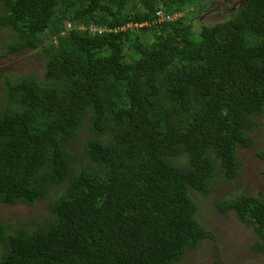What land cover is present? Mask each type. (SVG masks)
I'll list each match as a JSON object with an SVG mask.
<instances>
[{
	"label": "trees",
	"instance_id": "obj_1",
	"mask_svg": "<svg viewBox=\"0 0 264 264\" xmlns=\"http://www.w3.org/2000/svg\"><path fill=\"white\" fill-rule=\"evenodd\" d=\"M0 1V54L48 56L42 76L0 68V203L49 201L0 222V264H174L208 245L195 194L239 184L264 131V0L199 28L186 10L219 0ZM159 9L175 17L128 26ZM232 192L217 208L264 251V193Z\"/></svg>",
	"mask_w": 264,
	"mask_h": 264
},
{
	"label": "rangeland",
	"instance_id": "obj_2",
	"mask_svg": "<svg viewBox=\"0 0 264 264\" xmlns=\"http://www.w3.org/2000/svg\"><path fill=\"white\" fill-rule=\"evenodd\" d=\"M245 2L246 0H219L221 6L215 7L209 12L207 10L213 3L205 7V10L201 13H196V4L186 11L194 14L195 17L192 21L196 22L197 28H199L201 25L214 24L231 17ZM1 8L4 11L6 10V7L0 1ZM159 12H163L164 14L158 15ZM177 15L181 17L183 13H177ZM174 17V14L170 15L164 10L159 9L152 21H132L128 26L135 29L147 26L148 23L149 26H160ZM195 31L199 33L200 29H196ZM14 38L15 35L11 30L5 32L3 27H0V52L9 50V44ZM47 58L46 54L41 58H34L30 54H24L9 59L0 54V68L5 69L9 66V69L14 71L28 70L42 76L45 72ZM260 147H264V131L256 135V142L252 147L242 149L239 153V156L243 160V167L237 181L239 184L221 183L208 196H202L200 193L195 194L196 200L201 205L198 218L211 231L213 236L203 239V244L208 245L189 250L181 261L174 264H214L216 260H220L224 264H264V251L256 247L259 237L255 226L242 221L233 210L221 211L217 208L215 200L216 197L227 199L229 195L233 196L234 192L232 191H241L242 189H244L245 193H264V161L257 154V148ZM47 202L49 201L42 200L34 206L23 203L18 205L0 203V222L13 220L16 224L21 225V221L24 218L35 217L40 214V211H45L44 208ZM32 221V219L28 220V222Z\"/></svg>",
	"mask_w": 264,
	"mask_h": 264
},
{
	"label": "built area",
	"instance_id": "obj_3",
	"mask_svg": "<svg viewBox=\"0 0 264 264\" xmlns=\"http://www.w3.org/2000/svg\"><path fill=\"white\" fill-rule=\"evenodd\" d=\"M159 14H164V13H163V12H159L158 15H159Z\"/></svg>",
	"mask_w": 264,
	"mask_h": 264
}]
</instances>
